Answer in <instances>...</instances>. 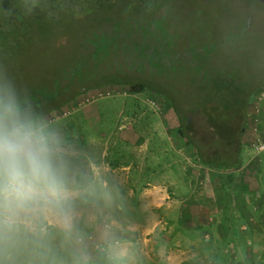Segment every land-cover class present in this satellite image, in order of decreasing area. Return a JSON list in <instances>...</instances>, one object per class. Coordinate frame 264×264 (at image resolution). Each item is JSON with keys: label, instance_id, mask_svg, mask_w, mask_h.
Returning a JSON list of instances; mask_svg holds the SVG:
<instances>
[{"label": "rangeland", "instance_id": "obj_1", "mask_svg": "<svg viewBox=\"0 0 264 264\" xmlns=\"http://www.w3.org/2000/svg\"><path fill=\"white\" fill-rule=\"evenodd\" d=\"M42 1L0 0V31H3L5 36L8 30L15 34L4 40L3 48L0 50V101H6L11 97L16 105H21L36 99L37 94L32 97L33 93H36L35 89L44 88L45 91L52 89L60 92L65 87V91L63 90L64 92L56 95L55 98L47 100L43 96L45 100L40 106L21 114L22 117L30 119L42 128L50 145L52 133L64 134L71 131L81 134L83 126L80 124V114L79 111L74 110L85 102L82 94H88V90L91 91L94 88L98 89L97 92L100 91L103 95L106 94L114 99L124 94L128 97L126 100L137 102L131 103L133 116L138 115L144 119L143 123H149V125L144 124L141 131L157 133L161 131L155 129L159 123L157 121H166L169 130L175 135L178 134V116L173 107H169L158 94V90L168 87L164 79L143 71L116 68L104 71L105 74L101 79L92 78L86 82H79V79L67 81L66 78L60 77L70 62L101 41L130 43L139 39L188 47L193 44L204 47L213 43L217 46L215 50L213 49L215 51L213 56L224 60L230 70L242 71L244 75L241 79H245L248 88H255L256 85L264 82V6L257 2L250 3L248 0L246 4L241 0H84L83 2L49 0V4L42 6ZM245 27L248 28L242 30ZM124 65L126 64L122 66ZM92 66L93 64H89L84 68ZM102 79L111 83H102L99 81ZM50 80L53 81L50 85L43 84ZM56 80H60V83L57 84ZM261 89L264 90V85L257 89V94L261 92ZM173 90L178 94L183 92L189 95L190 92L188 85L182 83L172 87ZM93 94L94 92L89 93V95ZM71 98L76 100L66 103ZM149 99L155 107L158 106L157 112L154 113H162L157 115L159 118L143 106L145 101L149 102ZM114 101V104L107 106L113 107L109 109H115L118 112L122 104L118 99ZM58 105H63L61 111L55 110ZM251 112L253 113V110L251 111L247 106L246 116L248 117ZM151 116L155 117V121ZM151 121L155 122L154 129L150 126ZM246 128L245 120L244 130ZM92 129L98 131L97 127ZM107 132L106 146L110 153L109 160L121 163L124 159H116V155L124 146L115 138L113 124ZM243 132L239 140L245 144L248 140L242 139ZM177 138L175 143L172 141L171 146L174 149L176 147L186 149L187 165L190 161L196 166L201 165L202 162L195 155L194 146L186 144L185 140L179 136ZM57 141L54 142L57 143ZM95 143L96 146L92 145L91 148L98 152L102 141L101 145L97 140ZM51 147L54 148L52 145ZM206 152V155L209 154L208 150ZM261 157L264 159V153ZM195 169L197 168L192 166L188 170L192 179L196 174ZM130 173L105 172L100 177L107 178L112 183L111 195H114L116 190L125 195L133 191V195H136V189L121 187V184L117 188L114 187L115 184L130 177ZM141 190L143 189L139 192ZM168 190L170 196L172 194L178 197V194H174L177 189ZM93 191H96V197L100 195L98 188L94 187ZM78 198L72 203H66L59 195L35 215L20 217L13 221L0 220V264H6V262L7 264H25L26 258H30L31 249L35 245L33 241H28L26 236L24 239L23 236H16L14 232L6 235V221L12 223L8 226L9 228L15 227L21 230L25 227L22 225H26L29 228L33 227L37 232L40 227H44L45 230L58 227L60 231L90 227L92 231L100 230L98 239H101L100 233L103 234V232H101L98 218L100 211L104 212L103 209L109 208V205L99 203V199L88 204L83 202L81 195ZM162 211V208L155 207L156 217L151 221L155 228L161 226L160 222L164 224L161 216L159 217ZM209 218H213V215H209ZM213 219L217 220V218ZM177 220L173 210L171 220L168 222L175 223ZM111 227L114 225L111 224L109 228ZM202 228L204 229L202 232L209 231L207 226ZM6 236L9 248H6ZM150 237V243L158 245L164 243L163 236L158 232L151 234ZM190 243L201 244L200 240L194 238L190 240ZM212 243V239H208L202 244L211 245ZM172 244L176 246H174L175 251H172L174 258L171 264H187L188 260L191 261L180 252L185 249L186 239L172 235ZM25 253H27L26 256ZM160 254L154 252L153 259L157 264H162ZM241 254V252L235 254L237 259L234 264L243 263L239 262ZM18 258H20L19 261ZM195 264H213L211 249L205 250L204 258L197 260ZM246 264H264V247H261L260 251H252L249 263Z\"/></svg>", "mask_w": 264, "mask_h": 264}, {"label": "crops", "instance_id": "obj_2", "mask_svg": "<svg viewBox=\"0 0 264 264\" xmlns=\"http://www.w3.org/2000/svg\"><path fill=\"white\" fill-rule=\"evenodd\" d=\"M96 90L82 94L85 102L74 110L80 114L81 134L58 132L50 134V138L63 202L72 203L81 195L85 203L99 199V203L109 205L104 212L100 211L98 218L102 238L98 239L100 230L92 231L90 227L63 231L58 227L46 230L40 227L37 232L26 225H22L25 227L21 230L9 228L12 223H7L6 219V235L14 232L35 244L25 264H157L154 252L161 253L162 264H171L176 246L172 244V235L186 239L185 249L180 252L191 260L187 264L204 258L205 250L209 249L213 264H234L235 254L240 252L239 262L249 263L251 252L264 247V159L251 147L255 130L264 127V90L255 92L248 103L253 113L246 116L247 128L242 137L248 141L245 144L240 141L237 163L227 169L196 166L191 161L187 165L186 149L171 146L177 136L182 138L179 129L175 135L166 121H157V127H153L154 116L159 118L157 115L162 113L155 114L158 106L150 99L143 106L155 114L151 116L154 121L150 126L161 130L157 133L141 131L143 125L149 123H143L144 119L138 115L133 116L131 103L137 102L126 100L128 97L124 94L115 97L122 104L117 112L107 106L114 104L115 99ZM91 92L94 94L89 95ZM75 100L71 98L66 103ZM60 105L55 110L61 111L64 104ZM112 124L115 138L124 146L116 155V159H124L121 163L109 160L106 135ZM94 127L98 131H94ZM96 140L99 144L102 141L98 152L91 148L96 146ZM192 166L197 168L193 179L188 174ZM119 171L131 172L130 177L114 187L121 184V187L136 189V195L133 191L125 195L117 190L111 195L112 183L100 175ZM94 187L100 192L98 197ZM140 189L143 190L139 192ZM168 189H177L174 194L178 197L170 196ZM156 206L163 210L159 217L164 224L160 222L159 228L151 224L156 217ZM173 210L178 219L175 223L168 222ZM211 214L217 220L209 218ZM111 224L114 227L110 229ZM206 226L209 231L202 232V227ZM155 232L163 236L162 245L150 243V236ZM192 238L200 240L201 244L190 243ZM208 239H212L211 245L202 244ZM7 240L6 236V248H9Z\"/></svg>", "mask_w": 264, "mask_h": 264}, {"label": "trees", "instance_id": "obj_3", "mask_svg": "<svg viewBox=\"0 0 264 264\" xmlns=\"http://www.w3.org/2000/svg\"><path fill=\"white\" fill-rule=\"evenodd\" d=\"M48 1L43 0L41 5L49 4ZM11 36H15L12 31L8 30L6 36L3 31H0V50L3 48L4 40ZM139 41L141 40L137 39L130 43ZM119 43L123 42H99L85 54L70 62L60 77L66 78L67 81L79 79V82H86L92 78L101 79L105 74L104 71L116 68L143 71L164 79L168 87L158 90V94L175 110L179 120V135L186 144L194 146L195 154L204 165L220 166L224 169L234 167L239 156V137L244 130L248 103L253 94L260 87L262 88L264 82L256 85L255 88H248L245 79H241L243 72L238 69L230 70L224 60H214L211 50L186 59L164 53L119 52L107 54L98 59L93 51L97 47ZM196 46L199 45L193 44L191 47ZM81 61L84 63L80 69L73 72L74 67ZM89 64L93 66L84 68ZM123 64L126 65L122 66ZM99 81L111 83L103 79ZM52 82L50 80L43 84L50 85ZM56 83L59 84L60 80H56ZM179 83L188 85L189 95L172 91V87ZM35 90L36 93H33L32 97H35V94L38 96L33 101H40L41 104L45 100L43 96L47 100L55 98L56 95L65 91V87L60 92L52 89L45 91L44 88ZM205 150H208L209 154L206 155Z\"/></svg>", "mask_w": 264, "mask_h": 264}, {"label": "clouds", "instance_id": "obj_4", "mask_svg": "<svg viewBox=\"0 0 264 264\" xmlns=\"http://www.w3.org/2000/svg\"><path fill=\"white\" fill-rule=\"evenodd\" d=\"M60 195L53 148L14 100L0 101V220L35 215Z\"/></svg>", "mask_w": 264, "mask_h": 264}, {"label": "water", "instance_id": "obj_5", "mask_svg": "<svg viewBox=\"0 0 264 264\" xmlns=\"http://www.w3.org/2000/svg\"><path fill=\"white\" fill-rule=\"evenodd\" d=\"M243 3L248 2V0H241ZM260 1V2H259ZM257 2L262 3L264 6V0H259ZM256 2V0H255ZM246 6V5H245ZM245 27L242 30L247 29ZM231 34V33H230ZM216 45L213 43L205 45L204 47L196 46V47H188V46H172L168 44H161V43H154L149 41H139L137 43H119V44H107L103 47H97V49H93L96 57L98 59L104 57L107 54L112 53H129V54H155V53H164L168 55H174L177 57L186 58H193L196 55L204 53L205 51L211 50L212 54H215L213 49H216ZM98 51V53H96ZM214 60L220 61L215 57ZM84 61H81L78 65H76L73 69V72L80 69ZM41 100V98H40ZM40 101H28L27 103L16 105L19 113H25L26 111L31 110L34 107L39 106Z\"/></svg>", "mask_w": 264, "mask_h": 264}, {"label": "built area", "instance_id": "obj_6", "mask_svg": "<svg viewBox=\"0 0 264 264\" xmlns=\"http://www.w3.org/2000/svg\"><path fill=\"white\" fill-rule=\"evenodd\" d=\"M255 131H256L255 138L251 144V147L255 153L263 154L264 153V127L258 128Z\"/></svg>", "mask_w": 264, "mask_h": 264}, {"label": "flooded vegetation", "instance_id": "obj_7", "mask_svg": "<svg viewBox=\"0 0 264 264\" xmlns=\"http://www.w3.org/2000/svg\"><path fill=\"white\" fill-rule=\"evenodd\" d=\"M257 1H259V0H256V2H257ZM249 2H250V3H254L255 0H249ZM259 2H260V1H259ZM259 2H257V3H259ZM259 4L263 5L262 3H259Z\"/></svg>", "mask_w": 264, "mask_h": 264}]
</instances>
